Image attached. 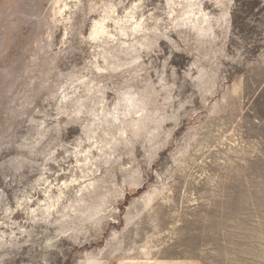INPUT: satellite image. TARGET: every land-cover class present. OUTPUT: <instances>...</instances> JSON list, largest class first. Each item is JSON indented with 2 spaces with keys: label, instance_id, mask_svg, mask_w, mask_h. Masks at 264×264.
Wrapping results in <instances>:
<instances>
[{
  "label": "rangeland",
  "instance_id": "obj_1",
  "mask_svg": "<svg viewBox=\"0 0 264 264\" xmlns=\"http://www.w3.org/2000/svg\"><path fill=\"white\" fill-rule=\"evenodd\" d=\"M0 264H264V0H0Z\"/></svg>",
  "mask_w": 264,
  "mask_h": 264
}]
</instances>
